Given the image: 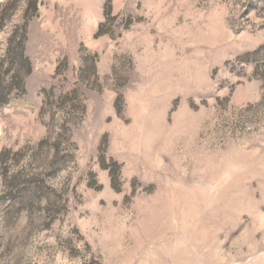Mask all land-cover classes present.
Segmentation results:
<instances>
[{"label":"rangeland","instance_id":"obj_1","mask_svg":"<svg viewBox=\"0 0 264 264\" xmlns=\"http://www.w3.org/2000/svg\"><path fill=\"white\" fill-rule=\"evenodd\" d=\"M36 5L0 0V264H264V0Z\"/></svg>","mask_w":264,"mask_h":264},{"label":"trees","instance_id":"obj_2","mask_svg":"<svg viewBox=\"0 0 264 264\" xmlns=\"http://www.w3.org/2000/svg\"><path fill=\"white\" fill-rule=\"evenodd\" d=\"M19 3V1H14L13 7L11 8V10L13 11L17 4ZM37 10V5H36V0H26V12L24 13L26 16L25 18H27L28 16V12L32 11L34 13H36ZM104 12L106 15H108L110 13V5H109V1H107L104 5ZM3 13V10H2ZM0 21H3V15H1L0 13ZM22 35V32H20L19 34H17L18 36H10V38L8 39V48L6 50V59L8 60V64L6 66V73H9V80L7 82L3 81V79L0 80V107L4 106L6 104L9 103L8 96L9 94L12 92V89L15 88L16 86L18 87L19 85H21L20 82V72L25 70L28 71L29 70V65H28V60L26 59L25 55H24V50H23V43H24V38H21L19 35ZM103 32L101 31V27L98 29V31L96 32V36H100L102 35ZM4 62L1 60L0 61V70H2ZM19 68L18 71H13L12 73V68ZM11 70V71H10ZM1 76V73H0ZM58 144L56 146H54V149H58ZM101 165L103 166V168L108 170L109 176H110V180L112 182V186L115 187V177H113L115 175V171L117 170L116 168H118V165L114 162H112L110 165L106 164L105 159H100ZM20 175H14L12 177V192L14 190H19V183H21V180L24 181V179H20ZM22 181V182H23ZM42 185L37 184L36 182H32V180L27 181V186L26 189H23L22 191L18 192V197L15 199H18L22 202H33V199L35 200L37 198L38 200H43V197H40L39 195V191H41V196L45 195L43 189H42ZM45 203L49 204V198L46 197L45 199Z\"/></svg>","mask_w":264,"mask_h":264}]
</instances>
